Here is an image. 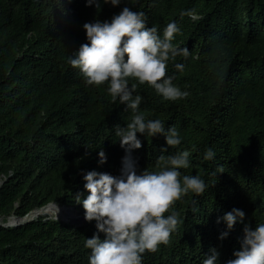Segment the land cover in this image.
<instances>
[{
	"label": "trees",
	"instance_id": "16d2710c",
	"mask_svg": "<svg viewBox=\"0 0 264 264\" xmlns=\"http://www.w3.org/2000/svg\"><path fill=\"white\" fill-rule=\"evenodd\" d=\"M98 2L99 9L87 0H0V220L25 219L53 203L84 219L76 227L41 210L21 226L0 225V264H89L85 240L97 232L96 222L86 221L76 197L89 195L84 174L120 175L126 152L114 129L126 127L131 113L112 103L106 85L86 86L68 61L88 42L85 23L110 22L124 7L143 12L161 38L175 22L180 32L173 43L189 49L166 70L189 92L186 99L165 101L147 85L137 87L146 119L175 126L182 140L161 153L168 147L164 137L138 133L142 148L132 153L138 174L156 171L162 154L188 150L191 166L181 173L199 175L207 185L202 195L175 203L176 231L167 245L146 252L142 264H203L212 248L218 264H228L244 227L264 223V0ZM188 10L194 19L183 15ZM208 148L215 152L212 161L203 159ZM100 150L107 156L103 165ZM234 208L245 220L221 240L227 231L222 218ZM45 210L60 220L76 216L73 210L63 216L66 207L55 204Z\"/></svg>",
	"mask_w": 264,
	"mask_h": 264
},
{
	"label": "clouds",
	"instance_id": "9594fccd",
	"mask_svg": "<svg viewBox=\"0 0 264 264\" xmlns=\"http://www.w3.org/2000/svg\"><path fill=\"white\" fill-rule=\"evenodd\" d=\"M103 3L118 7L123 0H103ZM93 5L97 9L101 7L98 0H87L86 6ZM183 15L194 19L195 11L188 10ZM83 28L88 42L69 58V64L79 70L86 86L106 85L112 103L118 100L131 113L126 127L117 125L114 129L120 147L126 152L120 175L90 171L83 176L89 195L83 199L76 197L77 203L83 205L86 221L96 222L97 232L85 240V247L90 250L89 264H142L146 252L167 245L176 231L180 221L175 203L189 194L200 196L207 188L199 175L181 173V169L191 166L188 150L162 154L156 160V171L146 169L140 174L132 156L134 150L142 148L138 133L146 138L164 137L168 147L162 148L161 153L182 143L175 126L165 128L160 119H146L140 107L143 97L135 93L138 85H147L165 101L186 99L189 92L176 85L166 70L169 61H175L178 56L186 58L189 49L178 48L173 43L180 32L175 22L167 24L161 38L156 26L147 25L143 12L129 7H124L110 22L97 20L85 23ZM175 68L183 72L184 65L176 63ZM98 155L101 165L107 163L103 150ZM214 158L213 149H206L203 159ZM222 220L227 226L220 236L224 240L238 222H244L245 213L234 208ZM219 256L212 248L203 264H218ZM234 256L228 264H264V223L255 229L250 225L244 227L240 250Z\"/></svg>",
	"mask_w": 264,
	"mask_h": 264
},
{
	"label": "rangeland",
	"instance_id": "374dc122",
	"mask_svg": "<svg viewBox=\"0 0 264 264\" xmlns=\"http://www.w3.org/2000/svg\"><path fill=\"white\" fill-rule=\"evenodd\" d=\"M3 184H4V182H3V180H1L0 179V188H2L3 187ZM55 205H59V206H61V207H65V206H62V205H60V204H58V203H55ZM70 208V207H69ZM72 213L73 211L72 210H70V209H67V210H65V212H63V216H69L70 215V212ZM75 212V214H76V216L75 217H73L74 219L72 220V221H70V219H67V218H65V220H63V221H66L67 220V222H69V223H64V222H62L60 219H58V218H56V217H49V216H46L45 218H47V219H51V220H59V221H61L62 223H64V224H71V225H75L76 227H81L83 224H84V219H78L79 218V215H78V213L76 212V210L74 211ZM38 219V218H37ZM9 222V220H7V221H2L1 222V224H3V225H6V224H9L8 223Z\"/></svg>",
	"mask_w": 264,
	"mask_h": 264
},
{
	"label": "water",
	"instance_id": "95a60500",
	"mask_svg": "<svg viewBox=\"0 0 264 264\" xmlns=\"http://www.w3.org/2000/svg\"><path fill=\"white\" fill-rule=\"evenodd\" d=\"M55 203H53V204H50V205H48V206H46V207H44V208H42V209H38V210H35L34 212H36V211H41V210H44V209H46L47 207H49V206H51V205H54ZM66 208H69V207H67V206H65ZM34 212H32L30 215H28L25 219H19V218H16V217H11L10 219H9V224H6V225H3V224H1V222H2V220H0V225H3V226H5V227H18V226H21V225H23V224H26V223H28V222H30V221H33V220H36L37 218H31V215L34 213ZM78 213V212H77ZM78 215H79V220L80 219H83V217L78 213ZM59 221V220H58ZM62 222H64V223H69V222H67V221H63V220H61Z\"/></svg>",
	"mask_w": 264,
	"mask_h": 264
},
{
	"label": "bare ground",
	"instance_id": "6f19581e",
	"mask_svg": "<svg viewBox=\"0 0 264 264\" xmlns=\"http://www.w3.org/2000/svg\"><path fill=\"white\" fill-rule=\"evenodd\" d=\"M48 208V207H47ZM67 209H70V210H73V211H75L74 209H72V208H66V210ZM69 211V210H68ZM70 212V211H69ZM42 214L46 217V216H49L50 217V215H49V211L48 210H45L44 209V211L42 212ZM31 218H33V217H31Z\"/></svg>",
	"mask_w": 264,
	"mask_h": 264
}]
</instances>
